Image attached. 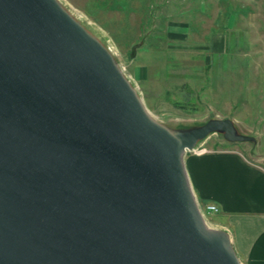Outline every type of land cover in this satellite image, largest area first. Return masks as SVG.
<instances>
[{
	"label": "water",
	"instance_id": "1",
	"mask_svg": "<svg viewBox=\"0 0 264 264\" xmlns=\"http://www.w3.org/2000/svg\"><path fill=\"white\" fill-rule=\"evenodd\" d=\"M216 129L246 137L171 130L58 0H0V264H242L184 164Z\"/></svg>",
	"mask_w": 264,
	"mask_h": 264
},
{
	"label": "rangeland",
	"instance_id": "2",
	"mask_svg": "<svg viewBox=\"0 0 264 264\" xmlns=\"http://www.w3.org/2000/svg\"><path fill=\"white\" fill-rule=\"evenodd\" d=\"M58 2L108 49L155 119L181 131L228 117L245 138L216 129L196 145L237 148L264 166V0ZM212 215L206 224L223 228Z\"/></svg>",
	"mask_w": 264,
	"mask_h": 264
},
{
	"label": "crops",
	"instance_id": "3",
	"mask_svg": "<svg viewBox=\"0 0 264 264\" xmlns=\"http://www.w3.org/2000/svg\"><path fill=\"white\" fill-rule=\"evenodd\" d=\"M184 164L197 201L218 206L242 264H264V166L231 147L188 153Z\"/></svg>",
	"mask_w": 264,
	"mask_h": 264
},
{
	"label": "built area",
	"instance_id": "4",
	"mask_svg": "<svg viewBox=\"0 0 264 264\" xmlns=\"http://www.w3.org/2000/svg\"><path fill=\"white\" fill-rule=\"evenodd\" d=\"M210 150H212V149H208L205 146H200V145L195 144L193 147L186 149L185 152L188 151V152H192V153H202V152H206V151H210ZM198 206H199V209H200L203 217L206 216V214H208V213L213 214V213H216L218 211V206L214 203H211V202L206 203V204H201L198 202Z\"/></svg>",
	"mask_w": 264,
	"mask_h": 264
},
{
	"label": "trees",
	"instance_id": "5",
	"mask_svg": "<svg viewBox=\"0 0 264 264\" xmlns=\"http://www.w3.org/2000/svg\"><path fill=\"white\" fill-rule=\"evenodd\" d=\"M216 214V213H215ZM213 215L211 214V217H212Z\"/></svg>",
	"mask_w": 264,
	"mask_h": 264
}]
</instances>
